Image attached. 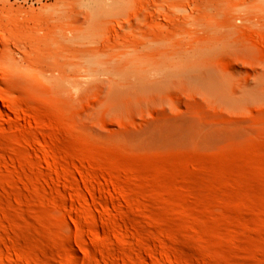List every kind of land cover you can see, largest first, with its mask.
<instances>
[{"label": "rangeland", "instance_id": "rangeland-1", "mask_svg": "<svg viewBox=\"0 0 264 264\" xmlns=\"http://www.w3.org/2000/svg\"><path fill=\"white\" fill-rule=\"evenodd\" d=\"M0 264H264V0H0Z\"/></svg>", "mask_w": 264, "mask_h": 264}]
</instances>
